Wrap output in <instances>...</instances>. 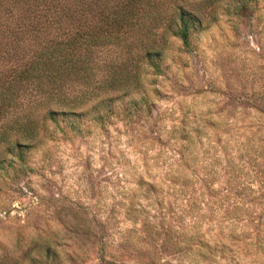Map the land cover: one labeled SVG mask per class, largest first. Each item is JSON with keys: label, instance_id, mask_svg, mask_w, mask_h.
Instances as JSON below:
<instances>
[{"label": "rangeland", "instance_id": "1", "mask_svg": "<svg viewBox=\"0 0 264 264\" xmlns=\"http://www.w3.org/2000/svg\"><path fill=\"white\" fill-rule=\"evenodd\" d=\"M193 42L171 38L130 117L126 97L105 125L50 123L0 169V264L48 246L66 264H264V0Z\"/></svg>", "mask_w": 264, "mask_h": 264}, {"label": "trees", "instance_id": "2", "mask_svg": "<svg viewBox=\"0 0 264 264\" xmlns=\"http://www.w3.org/2000/svg\"><path fill=\"white\" fill-rule=\"evenodd\" d=\"M251 1L0 0V169L24 161L50 123L105 125L126 97L133 115L147 102L143 73L166 70L171 38L192 50L221 9L241 15ZM51 248L45 264H66Z\"/></svg>", "mask_w": 264, "mask_h": 264}]
</instances>
